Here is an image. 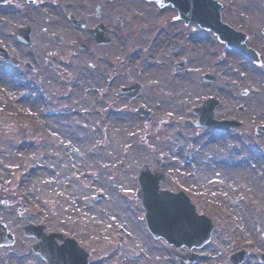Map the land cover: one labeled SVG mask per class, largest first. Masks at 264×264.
I'll use <instances>...</instances> for the list:
<instances>
[{
    "label": "rangeland",
    "instance_id": "374dc122",
    "mask_svg": "<svg viewBox=\"0 0 264 264\" xmlns=\"http://www.w3.org/2000/svg\"><path fill=\"white\" fill-rule=\"evenodd\" d=\"M220 1L226 19L237 15L241 6L257 25L264 23L261 0ZM120 4L114 0L111 6ZM146 6L154 10L153 4ZM45 12L53 15L45 9L16 8L12 13L17 19L4 27L5 37L18 43L13 26L27 23L39 38H46L51 28L39 24ZM28 15L34 20L28 21ZM167 22L174 23L171 28L181 37L175 46L172 34L164 42L138 38L125 43L117 35L79 58L90 63L82 74L75 68L58 75L46 72L44 77L28 74L26 95L0 86V221L14 234L11 244H0V264H46L29 251L35 238L23 233L27 222L73 235L89 249L91 264H179L168 242L152 238L145 228L144 209L135 196L142 163L164 174L161 187L187 192L196 209L214 223L210 240L192 249L198 254L193 264H228V255L240 248L246 253L239 264H263L257 256L264 251V185H260L264 138L253 127L264 122V67L241 64L240 57L204 30L179 32L181 25ZM54 47L68 49L66 44ZM181 59L186 68L176 71L173 62ZM149 63L163 71V79L146 68ZM208 71L217 78L204 83L200 75ZM131 80H140L144 87L126 107L117 89ZM150 81L154 83L149 85ZM189 87L197 90L189 94ZM242 89L247 92L242 94ZM70 90L74 96L67 95ZM178 91L186 95L178 99ZM104 93L109 94L104 98ZM208 95L222 101L215 109L218 117L237 118L242 124L224 135L187 124L186 119L194 116L191 105ZM137 105L151 114L138 115ZM35 106L38 115L29 109ZM109 111L115 119L105 115ZM127 149L135 156L128 157ZM92 157L91 164L85 162ZM41 163L48 169L28 175L33 165ZM231 170L239 178L220 177ZM208 176L221 184L210 186ZM98 192L103 197L95 198ZM127 209L133 226L124 228L118 222L127 221L122 213ZM242 217L252 224L250 234L245 233Z\"/></svg>",
    "mask_w": 264,
    "mask_h": 264
},
{
    "label": "flooded vegetation",
    "instance_id": "af4514ba",
    "mask_svg": "<svg viewBox=\"0 0 264 264\" xmlns=\"http://www.w3.org/2000/svg\"><path fill=\"white\" fill-rule=\"evenodd\" d=\"M27 1L28 4H25L23 0L0 1V17L3 18L0 22V45L6 51V56L0 54V86L6 91L12 90L18 94L23 92L26 95L28 74L45 76L46 72H54L58 75L67 70L72 73L76 67L77 71H81L89 66V62L83 64L79 62V58L82 55L84 57L85 53L92 52L97 45H102V43L98 44L92 35V30L99 23L103 24L104 35L110 36L109 42L117 35L122 43L136 41L138 38L149 40L152 37L164 42L165 37L172 34V39L178 43L181 37L176 36V32L171 28L174 23H168V20L181 25L179 32H183L184 29L188 31L190 28H198L204 30L211 39L218 43L222 42L212 29L185 21L182 17H176L177 9L174 5L165 6L168 7L166 11L165 7L158 6L153 0H120L122 4L118 7L111 6L114 0H101V3L98 0H81L80 3H77V0ZM148 4H153L154 10H149L146 6ZM17 7L45 9V11L53 12V15L41 13L39 18L41 21L39 24L43 23L51 28L46 38H39L30 25L28 42L20 40L16 35V29L21 25L13 26L18 43H13L5 37L4 27L12 26L11 20L15 22L17 19L12 13ZM241 8L243 7L238 6L237 15L231 16V19L227 21L235 29L242 31L243 34L239 36L243 35L242 38L247 47L252 49L248 52L251 54L254 51L258 60L254 61L255 59L246 52L239 50L233 52L241 58L245 66H261L264 63V30L262 29L264 23L257 25L250 12ZM156 11L161 15H156ZM166 12L172 13L165 16ZM221 15L225 20L222 9ZM29 20H34L33 15H28ZM54 44H66L68 49L63 52L54 47ZM221 44L225 46L224 42Z\"/></svg>",
    "mask_w": 264,
    "mask_h": 264
},
{
    "label": "water",
    "instance_id": "95a60500",
    "mask_svg": "<svg viewBox=\"0 0 264 264\" xmlns=\"http://www.w3.org/2000/svg\"><path fill=\"white\" fill-rule=\"evenodd\" d=\"M172 2L175 4L180 15L186 19L198 21L201 25L208 26L217 30L223 40H227L229 47H235L239 43L236 39L235 31L231 27L219 21L220 2L217 0H162L163 3ZM264 3V0H262ZM98 40L102 39L101 31L93 30ZM25 32L22 36L25 37ZM182 62L176 63V68L182 67ZM210 77L207 76L206 80ZM138 85H135L136 89ZM215 102L206 100L201 107L194 111L199 118L194 121L209 128L228 129L235 123L233 121H214L212 119V108ZM148 114V112H144ZM264 127L258 126V131L264 134ZM162 175L158 172L151 173L146 164L139 170L138 182L140 188L137 196L140 198L141 205L145 208V218L148 229L155 235L164 236L169 242L177 247L186 244L201 245L209 237L211 223L209 219L194 210L189 198L182 192H171L158 188L159 180ZM97 196H100L98 194ZM42 224H28L23 227L26 234H34L37 242L32 249L44 256L50 264H85L86 252L80 248L72 238H64L63 243L57 244L55 237H62L58 232L45 233ZM13 240L12 234L6 232L5 227L0 224V242H10ZM243 257V252L238 251L231 254L230 264L238 263ZM196 258L195 254L189 253L181 258V264H189ZM260 260L264 262V253L260 255Z\"/></svg>",
    "mask_w": 264,
    "mask_h": 264
},
{
    "label": "bare ground",
    "instance_id": "6f19581e",
    "mask_svg": "<svg viewBox=\"0 0 264 264\" xmlns=\"http://www.w3.org/2000/svg\"><path fill=\"white\" fill-rule=\"evenodd\" d=\"M202 45H204V44H202ZM146 68L147 69H151V73H154V74H157V75H160V76H162V79L164 78L163 76H164V73H163V71H161V69L160 68H158V67H156V66H154L152 63H149V64H146ZM185 82L186 83H183V85H187V80H185ZM188 90H189V94H191V93H194L196 90H197V88L196 87H189L188 88ZM67 95H70V96H74L75 94H74V91L73 90H70L68 93H67ZM186 95V92L185 91H183L182 93L181 92H177V98L178 99H180V97H183V96H185ZM34 97V95L32 94V96H31V98L30 99H32ZM29 98V97H28ZM27 105L28 104H30V101L28 100V102L26 103ZM29 106V105H28ZM17 107H20V105H18ZM29 107H31V106H29ZM32 112H34V113H36L37 115H38V113L40 112V111H38L37 110V106H35L34 108H29ZM107 117H112L113 119H115V117H114V114L112 115L111 114V116H109V115H107ZM126 148V147H125ZM135 151L134 150H128L127 149V155H128V157H131V156H135ZM93 161V157L92 158H86V163H88V164H91V162ZM73 165H77V163H74L73 162ZM257 165L258 164H256V167H257ZM34 167L30 170V171H28V175H36V173L38 172V171H45V170H47L48 169V167H46V166H44L42 163L41 164H39V165H33ZM236 172V170H231V171H229V174H227V172H225L224 174H222L220 177H223V176H226V175H228L229 177H237V178H239V176L236 174V176L235 175H232V173H235ZM260 177H262V178H260V185L262 186V185H264V174L263 175H261ZM206 182H208V184L210 185V186H215V185H217V184H221L220 182H219V180H217V179H210V177L208 176V178L206 179ZM50 185L51 186H53V182L51 181L50 182ZM220 190V189H219ZM256 190H257V192H256V197H258L259 196V194H260V192H261V190L257 187L256 188ZM77 201V200H76ZM78 205V204H77ZM74 208H76V206L74 207ZM123 213V215H125L126 214V219H127V221L126 222H124V221H120V222H118V225L119 226H122V227H124V228H126L127 227V225H132L133 226V218H132V213H131V211H130V209H127L126 210V212L125 211H123L122 212ZM242 222H243V226L245 227V230H246V232L245 233H251V230H252V224L251 223H248L247 222V220H246V218L245 217H242ZM128 228V227H127Z\"/></svg>",
    "mask_w": 264,
    "mask_h": 264
}]
</instances>
